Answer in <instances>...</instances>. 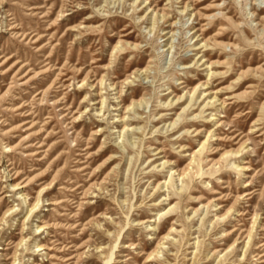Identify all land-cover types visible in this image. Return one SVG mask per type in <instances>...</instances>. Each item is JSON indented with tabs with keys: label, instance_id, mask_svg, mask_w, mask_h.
Wrapping results in <instances>:
<instances>
[{
	"label": "rangeland",
	"instance_id": "1",
	"mask_svg": "<svg viewBox=\"0 0 264 264\" xmlns=\"http://www.w3.org/2000/svg\"><path fill=\"white\" fill-rule=\"evenodd\" d=\"M261 227L264 0H0V264H264Z\"/></svg>",
	"mask_w": 264,
	"mask_h": 264
},
{
	"label": "bare ground",
	"instance_id": "2",
	"mask_svg": "<svg viewBox=\"0 0 264 264\" xmlns=\"http://www.w3.org/2000/svg\"><path fill=\"white\" fill-rule=\"evenodd\" d=\"M170 26H172L171 24H170ZM170 32V29L169 30H167V31H164V34H168ZM166 40H167V38H166ZM197 41V40H196ZM195 41V42H196ZM201 41V40H200ZM196 46H198L196 49H198V48H200V47H203L204 46V43H196ZM203 63H205V59H202V63L201 64H203ZM206 65V67L204 68V69H207V68H210V66L209 65H207V64H205ZM183 68H186V67H183ZM180 83V82H179ZM202 85H204L203 83H201V84H198V85H196V86H194L192 89H191V95H192V93H194L195 92V90L197 89V88H199L200 86H202ZM201 89H204V88H201ZM167 94H168V92H167ZM204 94H205V92H204ZM207 94H208V92H207ZM206 94V95H207ZM180 98V96H178L177 97V99H179ZM210 99V98H209ZM208 99V101H207V103H209L211 100H209ZM126 125H124V127H125ZM124 127H123V129H124ZM232 153H234V154H236L237 153V151L236 152H232ZM176 172V171H175ZM12 188L13 189H16L17 188V185H12ZM252 192L251 191H248L247 193H246V195H248L247 197L249 198V197H251L250 196V194H251ZM22 201H23V203H25L26 202V199L24 198V197H22ZM38 201H39V197L37 196L36 197V199H35V201L31 204H29V213L30 214H32V212H34V209H35V207L37 206V203H38ZM170 206V205H169ZM12 209V208H11ZM29 218V217H28ZM255 220V219H254ZM255 222V221H254ZM38 229H39V226H36ZM37 228H35V230L37 229ZM251 230V229H250ZM260 230H264V227H261L260 228ZM231 231H233V230H231ZM248 236H250V234L248 233ZM234 243V242H233ZM36 246V248H37V250L39 251V250H42V249H44V248H42L40 245H38V244H36L35 245ZM229 247V246H228ZM257 248H260L261 250H263L264 249V241L263 242H261V243H259L258 244V246H257ZM157 252V250L156 249H154V250H152V252H150V254L151 253H156ZM158 253V252H157ZM255 255H259V257H261L262 255H264V251L263 252H261V253H259V254H255ZM261 261H264V259H261Z\"/></svg>",
	"mask_w": 264,
	"mask_h": 264
}]
</instances>
